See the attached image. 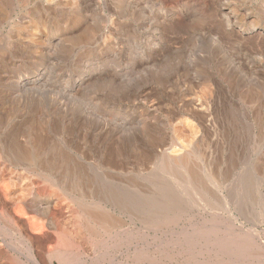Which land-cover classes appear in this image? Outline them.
<instances>
[{
    "label": "rangeland",
    "instance_id": "obj_1",
    "mask_svg": "<svg viewBox=\"0 0 264 264\" xmlns=\"http://www.w3.org/2000/svg\"><path fill=\"white\" fill-rule=\"evenodd\" d=\"M68 4V0H0V55H8V60L0 56V81L13 77L17 84L35 81L41 88L33 95L27 93L23 101L19 98L30 120L60 133L65 128L67 132L58 139L66 143L76 139L81 143L82 129L87 130V143L109 142L115 136L152 143L156 153L152 168L161 187L169 184L163 171L170 167L165 158L170 146H177L174 135L184 134L182 128L177 132V122L188 118L199 133L200 168L210 166L221 172L225 202L247 192L241 201L259 199L254 203L264 212L260 176L264 170V0H80L76 10ZM32 20L36 25L46 23L47 37L54 39L48 57L40 58L37 65L27 59L25 44L14 30V25ZM98 58L106 65L96 69L91 80L86 79L87 72L79 77L84 67L90 71L85 63ZM30 64L36 67L31 78L16 80ZM94 99L104 102V113L93 106ZM197 108L204 113H195ZM69 156L92 179L91 168ZM240 172L247 175L246 181ZM161 195L158 190L159 211L169 209L170 201L185 205L174 192L162 195L165 202L160 201ZM227 205L222 213L228 216L231 211L237 227L254 230L264 248V218L261 224L241 222L236 208Z\"/></svg>",
    "mask_w": 264,
    "mask_h": 264
},
{
    "label": "bare ground",
    "instance_id": "obj_2",
    "mask_svg": "<svg viewBox=\"0 0 264 264\" xmlns=\"http://www.w3.org/2000/svg\"><path fill=\"white\" fill-rule=\"evenodd\" d=\"M68 3L76 10L80 0ZM47 28L46 23L36 25L33 20L14 25L15 33L25 44L27 59L31 57L36 65L54 43V39L47 37ZM0 56L8 57L5 52ZM106 62L98 58L85 63L90 71L84 67L79 77L87 72L86 79L91 80L90 75ZM34 64L27 66V71L16 80L30 79ZM3 80L4 83L0 81V264H264V248L257 242L258 234L237 227L239 222L234 224L231 211L228 216L222 213L229 204L236 208L240 221L257 224L264 218L263 210L255 205V199L242 202L240 196L245 192L225 202L220 192L221 172L211 170L210 166L200 168L199 133L191 120L181 118L177 122L180 126L177 132L179 129L182 132V128L184 136L176 133L177 146L163 152L167 153L165 158L170 165L168 171H163L169 184L159 187L152 168L156 157L152 143L139 144L136 139L125 141L118 136L109 142L101 139L87 143L86 129L79 131L83 136L81 143L77 139L72 143L61 141L58 138L67 132L65 128L60 133L57 128L35 123L21 106L19 98L23 101L27 93L33 95L41 89L37 83L17 84L13 77ZM93 101L96 110L104 113V102ZM201 109H195V113ZM103 131L100 134L105 135ZM69 154L91 168L92 179ZM241 173L246 181L247 175ZM260 174L264 179V170ZM158 190L164 197L174 192L184 199L185 205L170 201L169 209L165 206L159 211ZM162 195L160 201L164 199Z\"/></svg>",
    "mask_w": 264,
    "mask_h": 264
}]
</instances>
